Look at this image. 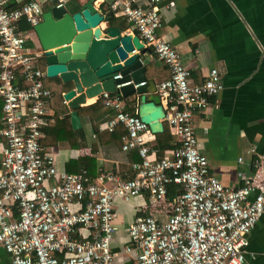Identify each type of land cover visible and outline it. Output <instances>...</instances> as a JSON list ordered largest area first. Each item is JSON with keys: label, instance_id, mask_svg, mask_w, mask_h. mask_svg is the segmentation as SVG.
<instances>
[{"label": "built area", "instance_id": "2783aa9c", "mask_svg": "<svg viewBox=\"0 0 264 264\" xmlns=\"http://www.w3.org/2000/svg\"><path fill=\"white\" fill-rule=\"evenodd\" d=\"M64 6L66 0H54ZM110 0L112 15L123 16L169 70L157 84V95L177 145L161 156L149 147L152 132L139 116L126 111L120 95L102 91L98 99L114 114L103 124L125 127L122 149H137L134 176L101 170H59L41 145L51 119V90L38 66L42 50L26 45L27 32L41 20L42 4L30 0L9 8L0 0V244L12 264H111L110 242L115 198L128 200L145 193L149 209L166 203L165 220L154 212L139 213L128 226L138 264H243L246 234L264 211V156L253 161V172L237 187H228L209 171L199 148L193 115L205 112L210 97L222 89L220 72L211 68L201 83L189 81V70L178 52L161 36L159 2ZM174 5L168 0L167 6ZM144 81L139 84H143ZM119 86V85H116ZM240 160V159H239ZM180 192L167 203V185ZM159 209V208H158ZM158 209L156 211H158Z\"/></svg>", "mask_w": 264, "mask_h": 264}, {"label": "crops", "instance_id": "0c3cea01", "mask_svg": "<svg viewBox=\"0 0 264 264\" xmlns=\"http://www.w3.org/2000/svg\"><path fill=\"white\" fill-rule=\"evenodd\" d=\"M6 1L9 8H14L30 0ZM38 1L55 6L53 0ZM85 1L68 0L64 6L72 13ZM109 1L95 0L94 4L107 14L110 13ZM132 1L145 3V0ZM167 2L161 0L158 4L161 26L157 34L178 52L182 64L189 70V81L201 83L213 67L220 72L222 89L210 97L211 104L205 112L193 115V127L199 150L208 160L210 173L226 186L237 187L253 172L255 157L264 156V0H174L171 7ZM111 17L104 20L101 27L113 25ZM22 30L27 32L26 45L40 50L35 32L29 28ZM122 32H131L130 26ZM140 57L145 67V80L153 81L157 89L158 82L169 77V70L156 59L149 47ZM120 97L126 111L135 114L138 96ZM91 101L87 99L82 106L96 102ZM63 102L67 106L64 99ZM50 108L52 115L47 124L55 120V110L52 106ZM113 114L114 110L105 106L92 112L91 116L78 114L81 121L78 129L72 127L69 118L71 129L81 132H71L64 123L60 132L64 137L56 142L43 140L46 135L43 131L40 141L44 152L53 156L57 169L69 173L84 169L93 179L103 170L132 178L131 164L141 159L137 149H122V136L126 133V130L123 133L118 131L122 125L117 124L112 130L104 127L107 118ZM58 118L61 119L62 115ZM162 122L163 129L166 126L171 132L167 121L163 119ZM156 144L153 133L149 140L150 149L158 156L169 150L157 149ZM166 202L172 203L173 196L167 195ZM149 208L145 193L128 200L114 199L113 224L116 229L110 242L111 264H138L133 251L125 250L131 246L127 231L129 224L139 213L154 212L158 220H165L168 212L165 209L170 206L165 203ZM245 239L243 264H264V211ZM0 264H12L10 254L1 244Z\"/></svg>", "mask_w": 264, "mask_h": 264}, {"label": "water", "instance_id": "95a60500", "mask_svg": "<svg viewBox=\"0 0 264 264\" xmlns=\"http://www.w3.org/2000/svg\"><path fill=\"white\" fill-rule=\"evenodd\" d=\"M94 1L86 0L72 13L65 6H53L43 11L41 20L33 26L46 77L57 76L62 82L73 83L62 97L74 129L81 127L78 107L87 99L96 101L102 91H107L123 98L137 95L135 115L152 133L161 132L164 111L155 83L145 80L140 57L148 47L136 32L123 33L114 25L101 27L112 13H103Z\"/></svg>", "mask_w": 264, "mask_h": 264}, {"label": "trees", "instance_id": "16d2710c", "mask_svg": "<svg viewBox=\"0 0 264 264\" xmlns=\"http://www.w3.org/2000/svg\"><path fill=\"white\" fill-rule=\"evenodd\" d=\"M52 4H55V1H52ZM51 8V3L44 2L42 4V10H48ZM80 8V6L73 9L72 12L77 11ZM113 22V25L120 28L121 30L126 29L129 27V23L126 21V19L123 16H115L112 15L111 19ZM20 29L29 28L28 23L25 20H22L19 26ZM38 66L41 69H44L45 60L43 55L39 56L38 58ZM165 65V64H164ZM165 67L168 69V67L165 65ZM43 84L47 86L51 90V97L49 99V105L52 106L55 110V120L51 123H48L43 131L46 134L44 139L45 141H54L56 142L59 139H62L64 136L63 134H60L63 130V125L66 123V125L69 127V130L74 133H80V130L73 131L70 126L69 122V114H68V108L66 104L63 102V98L61 93L64 91L69 90L72 87V82H62L61 79L57 76L55 77H45L43 79ZM130 98L129 96L126 97V99ZM104 105L102 103L101 99H98L95 103L87 106L78 107L77 112L79 115H83L84 113H88L89 116L92 115V112L96 111L97 109L102 108ZM59 115H62V118H58ZM120 124V123H119ZM122 125V124H120ZM51 128V130H50ZM118 128V127H117ZM116 128V129H117ZM121 133L125 131L124 126H121ZM114 132V131H113ZM81 135V134H80ZM156 139H157V149H172L174 148L177 143L176 136L168 130L166 126H164V129L161 132L155 133ZM56 140V141H55ZM178 192H180V186L175 183H169L167 185V195L174 196Z\"/></svg>", "mask_w": 264, "mask_h": 264}, {"label": "rangeland", "instance_id": "374dc122", "mask_svg": "<svg viewBox=\"0 0 264 264\" xmlns=\"http://www.w3.org/2000/svg\"><path fill=\"white\" fill-rule=\"evenodd\" d=\"M67 1H68V0H66V2H67ZM36 42H37V41H36V39H35V40H34V43L36 44ZM36 46H37V45H36ZM198 148H199V147H198Z\"/></svg>", "mask_w": 264, "mask_h": 264}]
</instances>
